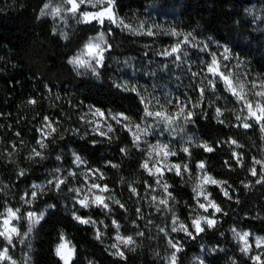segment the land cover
Returning a JSON list of instances; mask_svg holds the SVG:
<instances>
[{
	"label": "trees",
	"instance_id": "1",
	"mask_svg": "<svg viewBox=\"0 0 264 264\" xmlns=\"http://www.w3.org/2000/svg\"><path fill=\"white\" fill-rule=\"evenodd\" d=\"M249 6L254 14L264 16V0H114V10L118 15H124L133 9L147 11L152 16L166 18L181 33H191L196 38L211 36L218 42L228 43L247 59L250 68L263 77L264 21H255V15H248L244 9ZM41 7V0H0V210L7 200H11L4 195L7 188L14 196L9 204L21 206L19 198L25 189L32 182L42 179L59 148L68 144L90 163L111 161L120 165L119 173L109 163L102 165L107 175L105 181L127 209L111 205V214L121 224V232L133 235L143 247L138 248L135 253L122 247L125 259L112 255L101 241L95 239L93 228L73 220L61 203V195L51 190L33 203L36 211H41L50 203L56 206L55 209H46L44 219L32 234L33 264H62L54 251L61 233L75 247V255L70 264H87L88 260H93L96 264H165L163 260L153 259L151 253L156 247H160L163 253L166 236L157 230V219L152 212L140 219L136 209L141 208L128 189L132 179L139 181L140 189L141 184L148 182L149 177L139 168L140 155L130 149L127 132L115 127L116 131L109 134L110 137L114 135L115 139L108 143L107 137H97L94 141L88 137L80 139L78 134L73 135L66 129H73L76 112L86 105L123 112L134 121L141 120L143 105L139 98L135 93L117 87L119 84L127 82L134 85L142 80L150 86H158L162 82H170L172 90L181 99L187 95L195 100L199 93L188 85L197 83L201 78L191 80L186 72L185 61L183 64L173 63L172 58L156 55L158 51L145 45V41L150 40H159L164 44L171 41L172 36L134 35L128 29L117 27L106 20L103 25L95 21L77 25L70 15L67 24L49 16L38 20ZM83 9L81 6V10ZM53 25L57 26L56 32H53ZM60 29L68 32L72 39L64 41L59 34ZM99 31L110 33L111 45L107 53L109 59L101 68L103 83L95 81L90 72L77 76V71L68 64V59L78 50L82 39ZM186 50L189 62L207 57L206 53L188 48ZM128 57L134 59L125 63ZM116 62L117 69L123 76L119 81L114 79ZM163 64H168V68L161 71L160 66ZM152 72L156 75H151ZM216 95L221 99L215 100ZM29 100L36 102L30 104ZM209 101H214L215 106L222 108L241 107L230 93L223 90L222 83L215 94L211 91L207 93L201 108L196 110L207 115L194 117V123L185 128L213 145L215 151L207 153L201 148L192 149V160H205L213 176L227 180L232 187L233 199L228 200L215 187L210 188L212 196L222 206H227L229 214L224 216L221 213L217 229H206L195 239L184 242V252L179 255L184 261L197 251V244L204 242L219 246L215 253L206 255L207 264H232L229 257L234 258L236 264H264L253 262L240 253L231 234L225 231L230 225H236L264 234V183H254L257 177L247 171L248 167L255 166L259 172L260 166L253 165L252 161L264 155V139H261L263 134L258 126L247 130L239 127V121H236L231 112H225L222 117L226 119V123H217L213 118L214 107L208 106ZM46 116L60 120L58 130L63 133L64 138L60 139L54 133V142L51 137L47 141L48 148L42 149L47 158L30 160V149L35 146L38 127ZM233 139L242 147L235 148L231 145L230 141ZM125 146L129 150L127 155L120 152ZM232 151L242 153L244 167L235 163ZM225 161L235 170L226 166ZM20 169L26 170L23 176L19 175ZM121 176L125 179L124 183H120ZM166 176L171 185L170 191L175 197L178 214L189 223L188 210L194 205L192 192L179 176ZM241 181L249 182L250 187L246 190ZM24 210L23 206L22 211ZM77 212L83 217H103L98 210ZM107 222L111 228L109 220ZM23 227L22 224V230ZM138 231L144 235L135 236ZM221 232L224 233L223 236ZM112 233L110 229L109 234ZM221 248L223 251H219ZM11 253L14 258H18V255L12 251Z\"/></svg>",
	"mask_w": 264,
	"mask_h": 264
},
{
	"label": "snow or ice",
	"instance_id": "2",
	"mask_svg": "<svg viewBox=\"0 0 264 264\" xmlns=\"http://www.w3.org/2000/svg\"><path fill=\"white\" fill-rule=\"evenodd\" d=\"M66 3L67 10L71 13H79V17L85 24L95 21L96 23L103 25L105 19H107L109 23H119L121 26L131 31L134 35L153 36L156 34L151 29L145 30L143 24L139 25L137 28H133L131 24L125 25L124 21L118 19V16L114 12V0H66ZM85 4H88L93 8H96L99 4H105L106 6L102 10L95 12L82 11L81 6ZM47 8L48 6L45 5V9ZM52 11L56 15H60L59 8H54ZM41 14L44 15L46 13L42 10ZM166 34L173 37H183V39H177L176 43L170 45L168 48L162 49L156 53V55L172 58L173 63L180 62L183 64L184 61L182 57L188 56L186 48L182 47V45H191L194 48L199 47V44L193 42L194 38L191 36V33L185 34L175 30H169ZM207 48L208 45L204 44L203 47L200 48V51H206ZM85 55L96 57L97 64L100 65L104 60L105 49L100 47L98 43L89 42L80 53L73 56L69 60V63H73L76 67L86 66L87 61L83 58ZM230 58V50L228 48H224L219 57L216 53H212L210 61L201 62L203 67H201L200 71H193L191 66L188 67L187 71L191 80H196L198 77L201 78L197 83L188 85L189 88H192L194 91H198L199 93L195 100L187 95L181 99L179 95L173 96L172 93H167L163 96L162 102L161 97L149 93L147 89L141 90L139 87L130 85L127 82L119 84L118 87H122L125 91L135 93L139 98L140 104L143 105V116L140 118L144 121L143 124L133 122L132 117L123 112L105 113L100 108H94L93 106H90L89 112L82 117L86 123L94 125L93 132L100 136L107 137L108 141H111L112 139L109 134L116 131L113 124L107 122L108 120H111L114 121L116 125H119L122 130H126L131 134L132 146L134 148H139L141 146V142L144 143V151L147 153V156L140 167L143 168L150 176L155 177V184L161 190L159 195L151 196L150 206H154L157 211H160L162 207L167 209L168 212L171 213L170 231H182L185 236L192 239H195L200 233H204L206 229L216 228L219 222L217 214H224L221 204H218L215 198H212V193L208 190L207 186H216L228 200L233 199V196L231 195L232 187L225 180L217 179L210 175V171L206 169V163L204 161H200L196 165L197 169H200V175L190 177L193 179V191L197 194V207L195 208L196 210L193 214L194 218L190 223L180 220V218L175 215L174 207L170 205V201H174L175 197L170 191L171 185L166 179H164V174L165 172H174L176 176L183 177L184 174L189 173V165L187 163L181 164L170 161V158L178 155V151L173 150L171 141L164 142L157 139L155 143H149L147 141V137L150 134L155 135L153 131L154 128L159 127L161 132H164L165 128H167L169 133H175L177 136H180L185 144L191 145L195 143V147L201 148L207 153H213L215 148L209 142L194 141L193 138L189 139L186 135L185 125L194 123L193 118L196 116L207 115L205 112H197L196 110L201 108L207 98V93L211 91L215 94L221 83L223 84V90L230 93L231 96L235 98L236 102L241 105V107L239 109H229L227 107L222 108L215 106L214 101H209L208 106L214 107L213 118L217 121V123H226V119H222V117H224L225 112H231L235 116L236 121H239V127L247 130L258 126L260 133L264 134V79H261L259 84H257L255 80L249 82L240 74L230 70L228 64L223 63V61H228ZM233 67L238 68L239 64ZM166 68H168V64L160 66L161 71ZM150 74L156 75L155 72ZM177 79H179V77H177ZM220 99L221 97L219 95L215 96V100L218 101ZM35 102V100L28 101L30 104H34ZM89 115L92 117L90 120L87 119ZM149 118H151V122L149 121ZM44 119L46 121L48 120L47 117ZM102 121L104 123H102ZM45 128L47 131L41 129L42 138L37 141L39 149L33 147L30 150L29 158L31 160L36 158L42 160L46 158L45 153L40 149L48 148L49 145L46 142L48 137H52L54 142V133H56L60 139H63V133L59 131L53 123H47ZM104 128H106V131L103 130ZM73 131H75V129ZM181 133H184V135H181ZM261 139H264V135L261 136ZM230 143L235 145L236 148L242 147V145L234 139L231 140ZM128 151L127 146L120 149V152L125 155L128 154ZM179 153H184L189 157L192 155L189 146L180 148ZM231 155L235 159V163L237 165L244 167L242 153L232 151ZM72 157V162L77 169L86 163L85 160L76 153H73ZM108 163L112 168L118 167L117 164H114L111 161ZM252 164L260 166L259 172L255 166L247 168V171L253 177H257L254 183H264V155H262L259 159H253ZM225 165L231 170H235L228 161H225ZM60 171L61 170L53 171L51 178L43 184H33L31 186V190L26 191L20 199L26 205H31L50 189L61 192L69 184L70 179L76 178L77 176H83L84 180L81 181V187L67 188L68 192L73 194L75 204H78L80 208L87 209L95 206L107 212H111L113 211L111 205H116L121 209L127 210L126 205L112 194L108 184L106 182L101 183L105 180V173L100 169L89 168L83 172L69 170L66 175H59L58 173H60ZM19 175H24L23 169L19 170ZM244 187H250V185L245 184ZM129 189L132 195L138 194L137 188L131 184H129ZM236 202L239 201L237 200ZM22 208V206H4L3 212H0V264H15L13 254L10 250L13 246H15V242L20 236L22 224L18 225L17 221H20L22 218H26L31 224H39L40 221L44 219V212L37 213L33 210L22 211ZM209 209L212 210L210 214H200V210H203V213H209ZM73 213L74 215L72 218L76 222L84 225L91 224L93 227L96 226V221H94L90 216L86 218L77 214V212ZM136 213L140 219H144L141 209L137 208ZM101 223L103 222L101 221ZM112 226L116 231L115 239L119 242L111 245V248L115 249L112 255L118 256L120 259H125V253L121 250L120 245L122 244L124 248L128 249L130 246L137 243V241L133 235H122L120 233L121 224L117 220H112ZM157 230L161 233H168V225L165 224ZM233 231L235 232V230ZM235 234L242 242H246L249 238L248 233L236 232ZM143 235V232L138 231L135 233V236ZM102 236L103 233L97 229L96 238L100 240ZM60 241L61 242L55 248V254L63 261V264H70V261L75 255V247L70 244V241L65 238L63 233L60 235ZM167 243L173 250L171 256L168 258L169 264H177L178 254L183 251L182 243L175 239H168ZM244 250L247 251V246ZM261 255L254 256L252 259L259 262L261 261Z\"/></svg>",
	"mask_w": 264,
	"mask_h": 264
},
{
	"label": "rangeland",
	"instance_id": "3",
	"mask_svg": "<svg viewBox=\"0 0 264 264\" xmlns=\"http://www.w3.org/2000/svg\"><path fill=\"white\" fill-rule=\"evenodd\" d=\"M41 1H42V5H43V3L45 2V0H41ZM82 6L84 7V9L82 11L95 12V11H98V10H102L106 5L105 4H99L96 8H93V7H91L88 4H85V5H82ZM113 9H114V5H113ZM114 12L116 13L115 10H114ZM116 15L121 20L124 21V24L125 25L131 24L133 28L139 27V25H140V23L142 21L147 20L148 23L144 25V29L145 30L151 29L154 33H156L153 36H148V37H157V35H164V36H168L169 38H171L170 35H167L166 34L165 29L175 30L172 27V25L170 24V22L166 18H164L162 16H160V18L159 17H156L154 15L152 16V14H149L147 11L142 12V11H138V10L133 9V10H128L126 13H124V15H118L117 13H116ZM78 16H79V14H78ZM105 20L107 21V19H105ZM115 25H117V24H115ZM157 25H159L160 27L157 28L156 27ZM120 27L124 28L123 26H120ZM124 29H126V28H124ZM175 31L179 32L178 30H175ZM185 34H187V33H185ZM191 36L194 38V41L193 42L199 44V47H195L194 48L191 45H182V47L188 48L191 51H198L199 53H206L207 54V57L205 59H202V57H201L199 61L192 60L191 62L188 61L189 60L188 59V56L187 57H182L183 61H185V63H186L185 65H186V68L187 69H188L189 66H191V68H192L193 71H200L201 67H203V65H202L201 62H208V61H210L211 54L212 53H216L217 56L219 57L220 56V53L223 52L224 46H227L229 48V50H230L231 58L228 61H223V63L228 64L230 70H232V71L240 74L243 78L247 79L249 82L255 80L257 82V84H259L260 83V80L261 79H264V75L262 77L260 74H258L252 68H250V66H249V64L247 62V59L244 56H242L241 53L233 50L228 43H226V42H218V41H216L214 39L213 40L216 41V42L213 43L212 40H209L208 39L209 36H206L205 38H196L193 35H191ZM177 39H183V37H173L172 36V40L171 41H168L167 43H164V44H161L159 40L145 41V45L147 47H151L153 50L160 51V50L165 49V48H168L170 45L176 43ZM204 44H207L208 45L207 50L206 51H200V48L203 47ZM76 52L70 58H72L76 54ZM115 64H116L115 65V68L116 69L114 70L115 71L114 79H115V81H119V80L122 79L123 76H122V73L119 72V70L117 69V65H118L117 62ZM237 64H239V67L238 68H234L233 66H235ZM71 66L76 71L79 70L81 73H89V71L86 70V69H77L75 66H73V65H71ZM186 72L188 73V71H186ZM134 85L137 86V87H139L141 90L147 89V91L149 93H152L155 96L161 97V101L162 102H163V96L165 94H167V93H172L173 96H176V94L174 93V91L171 88V83L170 82H162V84L160 83L158 86H153V85L150 86V85H148L147 82L142 81V80H138L137 82L134 83ZM88 106L89 105H86L83 108H80L76 112V114H75L76 118H75V122H74L75 123V126H73V129H79V132L80 133H85L86 134V137L90 138L91 141H94L93 139H96L97 137H104V136H100L97 133L93 132L94 125L88 124V123L85 122L84 119H82V117H84L85 114L89 112V107ZM93 107L94 108H97L95 106H93ZM109 110L110 109H106V110H102V111H104L105 113H107V112H109ZM111 112L117 113V112H114L112 110H111ZM46 117L48 118V120L46 121L45 119H43L42 123H40V126L38 127V137H37V141L41 140V138H42V136H41V129H44L45 131H47V129L45 128V125L47 123L51 122L57 128L59 127V121L60 120H58L57 118L52 119L49 116H46ZM87 119L90 120V119H92V117L89 115L87 117ZM149 121L151 122V118H149ZM107 122L108 123H112L114 128L115 127H120L119 125H116L114 121L108 120ZM135 122L141 123V124L144 123V121H142V120L135 121ZM102 123H104V122L102 121ZM185 127H186V125H185ZM103 130L106 131V128H104ZM153 131H154L155 135H151L150 134L147 137V141L149 143H155L157 139L162 140L164 142L171 141L172 142V145L175 146L176 150L178 151V155L176 157L170 158V161L171 162H174V163H181V164L187 163L189 165V173L184 174L183 177H180L179 176V178L181 179V181H182V183L184 185H187L190 188V190L192 192L193 179H191L190 177H196V176H199L200 175V172L198 171L196 165L200 161H204L205 162V160L200 159V160L193 161L192 160V155L189 157V156H187L184 153H179V148H180L181 144L182 143L185 144V142L183 140H181L180 136H170L166 132H163V134L161 135L162 132L160 131V128L159 127L154 128ZM185 131H186V135L187 136H191L194 141H205L200 136H198L197 134L188 132L186 130V128H185ZM127 134H128V137H129V140H130V144H131L130 145V149H133L134 151L138 152L139 155H140L139 168L141 170H143L144 174L147 177H149L148 182L146 181V182L142 183L141 184L142 186H140L141 187L140 189L138 188V184H139L138 182L139 181L137 179H132L131 182H130V184L132 186H134V187L137 188V193L138 194L137 195H134V196L136 197V203H137L138 207L141 208V211L143 213L144 218L152 212V215H154L156 217V219H157L158 228L164 226L165 224H167L168 225V232L170 233V235L166 237L167 240L168 239H175V240L180 241L183 244H184V242H187V241L192 240L191 238H186L185 237V234L182 233V232H180V233H171L170 232V227H171V213L168 212L167 209H164L162 207L160 211H157L154 206H150L151 196L152 195H159L161 190L155 184V177L154 176H150L143 168L140 167V165L144 162V159L147 156V153L144 151V148H145L144 143L141 142V146L139 148H134L132 146V137H131V134L128 133V132H127ZM181 135H184V133H181ZM49 139H51V137H48L47 140H46V142ZM37 141H36L34 147H36V148L39 149V145L37 144ZM185 146H189L190 147V151L192 149L197 148V147L194 146V144H191V145L185 144ZM233 146L236 148L235 145H233ZM32 148L33 147H31V149ZM70 148L73 149L68 144H66L62 148H59L58 153L54 156V161L51 162L50 168H48V169H46L44 171V175H43L42 179L39 180V181L32 182L25 189V191H24V193L22 195H24L26 191H30L31 190V186H32L33 183H37V184H43V183H45L48 179L51 178V174L53 173V171L56 168H59L61 170L60 173H58L59 175H66L69 170L83 172V171L88 170L89 168H92V169H100L101 171L104 172V170L102 168L103 167L102 165H107L108 162L103 161V162H100L98 164H93V163H90L89 161H87V159L85 157L81 156L79 153H77L75 151L76 154L80 155L85 160V162H86L79 169H77L76 166L72 162L73 161V157H72L71 152L69 151ZM40 150L42 151V149H40ZM57 155H59L61 157L60 160H56V156ZM206 169L208 170V165L207 164H206ZM167 174H174V172H165L164 179H166V180H167V176H166ZM106 179H107V175L105 174V180ZM217 179H219V178H217ZM83 180H84V177L83 176H77L76 178L70 179L69 184L64 188L63 191H61V192H57L56 191V192L61 195L60 196L61 197L60 198L61 199V203L64 205V207L66 208V210L70 212L71 216H72V213L73 212H77V210H98L99 212L102 213L103 217H99L98 219L92 218L94 221H96V226L95 227H93L91 224H88V225L93 228L94 236L95 237H96V230L97 229H99L103 233V236H102V238L99 241H101L104 244L105 248L109 252L113 253L115 251V249L111 248V245L114 244V243H119V242L115 239L116 231H115L114 227L112 226V220H113V217H112V214H111L112 211L111 212H107V211H105V210H103L101 208H97L95 206H92V207L87 208V209L80 208L78 204H75V202H74V200L72 198L73 197V194L70 193V192H68V190H67L68 187H81L82 186L81 181H83ZM105 180L102 181L101 183L106 182ZM167 182H168V180H167ZM207 187H208V190L209 191H210V188H212V187H215L217 190H219L216 186L209 185ZM128 189H129V186H128ZM52 190L55 191L54 189H52ZM49 191H51V190H49ZM111 191H112V189H111ZM5 193H7V195ZM112 194L114 195L113 192H112ZM221 194L223 195V193H221ZM4 195L6 196V198L11 199V200H7L5 202V205L4 206L15 207V206H12L11 204H9V201H13V197H14L13 196V192L10 191V190H8V188H7L4 191ZM192 195H193L194 205L192 207H190L189 210H188V219H189V215L190 214H194L193 209L197 207V201L194 198L195 194L193 192H192ZM19 201L21 202L20 198H19ZM170 205L171 206H173V205L175 206L177 215L179 216L178 210L176 208V202L175 201H170ZM4 206L0 210V212H3ZM24 207H25V210H33V211H36L34 209V207H33V204H31V205H24ZM46 209H48V208L45 205L42 208L41 211H36V212L37 213L44 212V214H45ZM200 211L202 212L203 210H200ZM211 211L212 210L209 209V213H205V215L210 214ZM77 214H78V212H77ZM220 215L221 214H217V216L219 218H220ZM179 218H180V220L185 221L180 216H179ZM107 220H109L110 225H111V228L109 227V224H108ZM101 221L103 223H101ZM231 226H234L237 229L247 230V231H249L250 233L253 234V235L249 236V238H248L249 243L252 245V249H253V251L249 254L250 256H253L254 257L255 255L261 254V252H264V246H262V248H259V249L255 247V237L256 236H264V234L252 232L249 229H245V228H242V227L236 226V225H231ZM110 229H112V231H113V233L111 235L109 234L110 233ZM120 233L122 235H131V234H123L121 232V230H120ZM65 238H66V236H65ZM231 238L233 239L234 243L239 248L240 245L235 242V240L232 237V235H231ZM60 242L61 241L59 239V241L54 246V251H55L56 246ZM70 244H71V242H70ZM241 244H242V242H241ZM201 246H203V251H202V247ZM24 247H25L24 245H20L19 242H18V240H16V242H15V248H11L10 251H12L13 253H15L19 257V255L21 254V252L22 251H25V248ZM122 247H124V246L121 244L120 245V248L122 249ZM196 247H197V251L194 252V253H192L188 258L184 259V261L190 262V264H199V260L200 259H204L205 260L207 254H212V253H210L208 251V249H210L212 247L219 248V246L216 245V244L212 245V244H206L204 242L197 244ZM250 260L253 261V262H258V261L254 260V259H250ZM60 261L63 264V261L61 259H60ZM91 261L93 262V264H96L93 260H91ZM205 262H206V260H205ZM259 262H264V255H261V261H259ZM206 264H207V262H206Z\"/></svg>",
	"mask_w": 264,
	"mask_h": 264
},
{
	"label": "clouds",
	"instance_id": "4",
	"mask_svg": "<svg viewBox=\"0 0 264 264\" xmlns=\"http://www.w3.org/2000/svg\"><path fill=\"white\" fill-rule=\"evenodd\" d=\"M45 5L48 6L47 9H45ZM54 8H59V9H60V15H56V14L52 11V9H54ZM42 10H44L46 14L42 15V14H41ZM244 10H245L246 13H248V15H255V21H264V16H261V15H259V14H254L253 11L251 10V6H249V7H245ZM69 15H70V17L74 20L75 24H77V25H79V24H83L82 19H81L76 13H71V12H69V11L67 10V3H66V0H45V2L43 3V5H42V7H41V9H40V12H39V15H38L37 19L40 20L41 18H43V17H45V16H49V17H52L53 20H56L57 18H59V19L62 20L65 24H67V21H68V17H69ZM118 19H120V18L118 17ZM255 21H254V22H255ZM147 23H148V21H147V20H144V21H142V22L140 23V25H141V24L145 25V24H147ZM120 26H121V25H120L119 23H117V27H120ZM156 27L159 28L160 26L157 25ZM169 30H171V29H165V32L167 33ZM56 31H57V26H56V25H53V32H56ZM59 34H60V36L62 37V39H63L64 41H66V42L69 41L70 39H72V37H70L69 33H68V32H65L63 29H60ZM109 36H110V33H106V32H104V31H99V32H97L95 35H88V36H86V38L82 39V41H81V43H80V45H79L78 51H77L76 54H75V55H77L78 53H80V52L84 49L85 45L88 44L89 42H92V43H98V44L100 45V47H102V48L105 49V55H104V60H103L102 64L98 65V64H97V58H96V57H93V56H87V55H85V56L83 57V58L87 61V65H86V66H83V67H76L73 63H69V60H70L71 58L68 60V64L75 66L77 69H86V70H88V71L90 72V74H91V77L94 78L95 81L100 82V83H103V79H102V75H101V68H103L105 62L109 59V57H108V55H107V53H109V50H110V48H111V45H110V43H109ZM208 39H209V40H212L213 43L216 42V41L213 40V38H212L211 36H209ZM146 47H147V46H146ZM224 48H228V47H227V46H224ZM228 49H229V48H228ZM155 54H156V53H155ZM75 55H74V56H75ZM112 59H116V58H115V57H112ZM132 59H134V58H133V57H128L127 60L125 61V63H127L128 60H132ZM76 75H77V76H81V75H83V73H81L79 70H77ZM46 87H47V85H46ZM117 87H118V85H117ZM90 106H91V105H89L88 107H90ZM109 112H111V110H109ZM133 122H135V121L133 120ZM73 130H74V129H70V128L66 129V131L72 133L73 135H77V134H79L80 139H85V138H86V134H85V133H80V132H79V129H75V131H73ZM164 132H166V133H167L168 135H170V136H177L175 133H169L168 130H167V128H165V131H164ZM162 134H163V132L161 133V135H162ZM63 138H64V136H63ZM188 138L191 139L192 137H191V136H188ZM113 139H115V136H114V135H113L111 141H108V143H111ZM181 140H182V139H181ZM194 146H195V143H194ZM183 147H186V146H185V144L182 143L181 146H180V148H183ZM180 148H179V149H180ZM173 150H174V151L176 150L175 146H173ZM69 151L71 152V154L76 153L75 150H73V149H71V148L69 149ZM46 158H47V157H46ZM46 158H45V159H46ZM58 158H59V159H58ZM29 159H30V158H29ZM60 159H61V157H60L59 155H57V156H56V160H60ZM30 160H31V159H30ZM42 160H43V159H42ZM33 162H35V161H33ZM117 165H118V167H116V168H114V169H116L117 173H119L120 165H119V164H117ZM23 170H24V172L26 171L25 169H23ZM56 170H60V169H59V168H56L54 171H56ZM198 171H200V169H198ZM210 175H211V174H210ZM221 180H222V179H221ZM225 181L228 183L227 180H225ZM124 182H125V179H124L123 176H121V177H120V183H124ZM240 183H241L243 186H244L245 184H249V182H247V181H241ZM33 184H37V183H33ZM33 184H32V185H33ZM5 187H7V186H5ZM193 188H194V184H193V186H192V192L195 194L194 198L196 199L197 194H196V192L193 191ZM248 188H249V187H245L246 190H247ZM50 190H51V189H50ZM5 194L7 195V193H5ZM206 194H208V193H206ZM211 196H212V194H211ZM72 198H73V197H72ZM114 198H115V197H114ZM212 198H214V197L212 196ZM20 200H21V199H20ZM174 201H175V200H174ZM21 202H22V203H21V206H22V207H23L24 205H26L22 200H21ZM216 202H217V201H216ZM177 203H178V202H177ZM217 203H218V202H217ZM237 203H239V202H237ZM218 204H220V203H218ZM46 207H47V208H51V209H55L56 206H55V204H51V203H50V204H47ZM173 207H174V209H175V206H174V205H173ZM221 207H222V210H223V213H224L223 215H224V216H228L229 213H228V211L226 210L227 206H222V205H221ZM195 210H196V209L194 208V209H193V212H194ZM200 214L205 215V213H203V212H200ZM73 215H74V213H72V217H73ZM175 215H176L177 217H179V216L177 215L176 209H175ZM193 218H194V215H193V214H190V215H189V223L191 222V220H192ZM72 219H73V218H72ZM73 220H74V219H73ZM218 220H219V222H218L216 228H214V229H217V228L219 227V224H220V218H219V217H218ZM17 224H18V225H20V224H23V225H24L23 230H22V229L20 230V236H19V238H18L17 240H18V242H19L20 245H24V246H25L26 251H22L18 258H14V260H15V264H33V257H32V255H31V253L34 252V248H33V246H32V234H33L34 231L36 230L38 224H31V223H29V222L27 221L26 218H22L20 221H17ZM233 230H235V232H234ZM61 231H63V230H61ZM225 231L231 233V235H232V237L234 238L235 242H236L237 244L240 245V247L238 248V251H239L240 253H242L245 257L252 259L253 256H250L249 254L253 251V249H252V245L249 243V240H247L246 242H242V241L236 236L235 233H236V232H240V233H248L249 236H251V235H253V234L250 233V232L247 231V230L237 229L236 227L231 226V225H230L227 229H225ZM170 232H171V231H170ZM180 232H182V231L171 232V233H180ZM182 233H183V232H182ZM220 234H221V236L224 235L223 232H221ZM164 235L167 237V236L170 235V233H169V232H168V233H164ZM185 237H186V238H189V237H187V236H185ZM95 239H97V238L95 237ZM191 239H192V238H191ZM97 240H98V239H97ZM177 241H178V240H177ZM241 242H242V244H241ZM258 245H259V246H258ZM246 246H247V251L244 250V248H245ZM262 246H264V236H256V237H255V247L259 249V248H262ZM142 247H143L142 244H140V243H135V244H133L132 246H130L127 250H128L129 252L135 253V252L137 251L138 248H142ZM201 247H202V251H203V246H201ZM12 248H15V246H13ZM182 248H183V251H182V252H184V244H183V243H182ZM217 250H218V249H217L216 247H212V248L208 249V251H209L210 253H215ZM172 251H173V250L170 248V246H169V244L167 243V240H166L165 244L163 245V253L161 252L160 247H156L155 249L152 250L151 255H152V258H153V259L163 260V261L165 262V264H169V260H168V258L171 256ZM219 251H223V249L221 248V249H219ZM182 252H181V253H182ZM179 254H180V253H179ZM179 254H178L177 264H190V262L182 261V260H181V257H180ZM261 254H264V252H261ZM261 254H259V255H261ZM255 256H258V255H255ZM229 259L231 260L232 264H236V261H235L234 258L229 257ZM87 264H93V262H92L91 260H89V261L87 262ZM199 264H206V262H205L204 259H200V260H199Z\"/></svg>",
	"mask_w": 264,
	"mask_h": 264
}]
</instances>
